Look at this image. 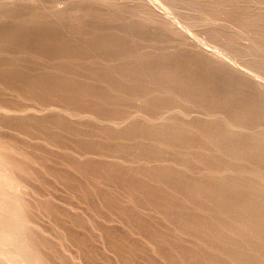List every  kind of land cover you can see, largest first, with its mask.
<instances>
[{"label":"bare ground","instance_id":"1","mask_svg":"<svg viewBox=\"0 0 264 264\" xmlns=\"http://www.w3.org/2000/svg\"><path fill=\"white\" fill-rule=\"evenodd\" d=\"M57 1L56 3L52 2L57 4ZM114 1L113 4L110 5V2L107 4L104 0H65V9L62 7L63 10H60V6L54 7L55 5L51 3V5L46 4V6L50 5L52 7L49 6V8H46L45 6L44 11L42 8H39L42 3L40 2L38 5L37 3L39 2L35 1L37 2L35 5H38L36 10V6L32 4L34 8L30 7L32 6L30 5L29 7L32 8L31 12L22 16V18L19 16L21 18L20 20H11L13 23L0 24V45H12L16 51L20 50V52L26 49L29 50L28 47L33 45L32 47L34 49L43 52L40 53L39 56L48 53V57L50 54L52 56H57V58L61 56L78 58L81 54L82 57L85 56L88 58V62L86 61L87 63L85 65L81 64V66H75L73 63L74 66H72L62 61L60 63H54V61L57 60L53 57L54 61L52 65L49 66L51 67L50 70L54 68L58 69V71L61 70V72H70L68 74H71V72L73 74L88 72L89 74L85 73L84 75H90L91 77H89V79L96 78L97 81L98 79L102 80L113 88V90H117L116 92L119 91L115 99L107 92L98 93V90L94 92L97 85L94 86V84H91L94 88L87 85V83L83 85L84 81L80 80L83 77L80 79L78 78L80 73L78 76L75 75V77L80 80L79 82H81V85L76 84L77 80L72 81L75 78L74 76V78L70 80L64 75L60 77L55 75L54 77L52 75L53 73H51L53 77L49 76L47 78V75H45L47 72H45L43 74L45 78L38 76L36 73H34L36 75L31 74L29 77L27 74L23 73L24 67L26 68L28 66L27 64L30 62L29 57L26 56L29 62L25 63L22 58L19 60V56L18 59L17 56L15 59L9 56L6 60H0V87L8 89L7 91H9V89L11 91H17L19 96L22 95L20 92L23 91L24 88L22 87L25 85V82L27 87L28 85L31 87L37 85L38 90H40L38 92L39 94L36 92L37 90H33V96L31 95L32 91L30 88V95L32 97L30 95V97H27L29 93L25 92V94H28L25 96L23 93L25 97L21 96L18 99L15 98L17 96H14V93L11 94V96L13 95L15 99L8 96L4 97L5 95H2V90H0L1 117L7 113L9 115L10 113L15 114H11L12 116L10 115L9 117L10 125L19 127L17 128L19 131L21 127L27 129V127L31 128L32 125L33 127L36 125L37 127H35V129H38L36 136L40 135H38L39 130L41 135L53 136L55 133L54 130L50 127V130H53L50 132L48 128V123L50 121L49 124L54 125L55 128L57 127L56 129L60 130V132L62 128V131L65 132L67 130V132L71 133L74 132L73 128L77 129V125L83 126L82 123L79 124V119L84 117L95 121L99 120L101 124L105 123V125H99V128L97 123H94L95 121L91 123H89V121L86 122L85 125L94 123L98 126L95 128L92 125L95 131L96 129L98 131V133H96L92 130V132L94 131L93 133H96V135L93 134L95 135L94 137L101 132L104 133V135L106 134L109 138L111 137L112 139L110 138L109 140L112 141H114L113 138H118L116 140L118 141L121 137H135L136 139H142V141L143 139L151 140V143L147 144L145 143L146 141L142 143V141L139 142L140 140H138V143L136 140V142H132L133 146L131 145L129 147L125 144H123L125 146L121 145L122 142L114 146L116 142L114 141V144H111L114 146H111L112 148H109L110 146L105 144L108 145L106 146L109 148L108 149L103 145V141L100 139L98 142H96V140L94 142H87L84 138V140L76 138L75 141L77 140V142H74L70 140L71 137L73 139L74 135L71 136L72 134L70 135L67 133L71 136L69 138L67 134H65L66 132H61L66 135L68 141L70 140L69 142L72 141L71 144L67 142V146L65 144L67 148L72 150L70 151L71 154L65 151L64 153L59 152L60 154H55L57 153L56 147L60 146V140H64L65 136L63 138L60 134V140L56 141V135L54 134V139L51 136L48 138L49 140L50 138L53 139L51 142L54 140L59 142L58 146L54 141L56 144V152L51 153V148H49V151L48 148L45 147L46 150L43 149V151L48 152L43 153V151L40 150L41 148H39L42 153H39V151L37 152V150L36 152L41 155L43 154L42 156L38 154L37 156H40L39 158H36V156L32 158L33 154L36 155L35 152H31L32 155L30 158V152L29 150L27 151L25 147L26 150L23 147L19 148L24 149L25 152L23 153L27 152V155H22L21 153L22 156H20L19 153L16 155L15 150H13L14 153H12L11 150V152H8V147L11 142L7 141L8 139L5 140L9 143L8 145L4 140L5 144L1 143L2 141L0 140V264H46L40 256L43 252H40L43 251L42 247L45 246L47 241H40L39 238H41V236L33 232L35 227L31 229L33 226L29 225L28 217L30 214L26 216L29 210L26 211L28 208L26 209L27 203L22 199L24 194L22 189H24L26 185L29 187L30 180L31 183L37 180L40 182V184H38L39 186L43 183L50 186L49 183H53V181L43 178V175H45L43 173L45 172L49 173L51 176L53 175L60 185L64 184L71 187L74 184L75 187H77V180H79V182L81 180L79 177V179L75 178L77 176L73 174L74 170L75 172L77 171L80 174L91 177L90 180L93 178L96 184L94 185L97 189V194L94 195H98V198H100L99 200L102 201L101 203L105 205V208L108 206L107 212L111 214L109 210L112 208L114 214L112 213L113 215H111L120 218V223L130 225V227L133 228L132 230L151 244L153 250H155L159 256L161 255V259H165V262L168 264H179L181 262H183V264H264V80H259L255 74V76L252 74V72L264 74V0H215L211 4L202 3V5H199L198 1L194 0H170L171 3L173 2L176 5H180L182 8L197 6V8L204 13L203 15L197 16H193L192 14L193 17L185 15L187 20L185 23L187 26L182 29L181 27L177 28L180 30L174 28L169 29L171 27L169 22L168 25L170 27L168 29L167 25L163 23H158L157 27L151 23L149 25H152L153 28L149 29L144 26L143 20L142 24H134V20L131 24L127 23L124 18V10L121 13L117 6H114ZM104 5L109 6L106 7V10L102 11L101 8L104 7ZM125 5L126 4H124V6ZM61 6H64L63 3ZM38 8L41 11H39ZM176 15L177 14H175V16ZM143 16L145 17V15ZM126 17L129 18L128 15H126ZM174 18L173 16V19ZM110 19L115 20L114 22H116V25H114V23L108 25V22L111 23ZM129 19L132 20L133 18L131 17ZM173 19L172 17L170 19L173 24L172 27H174V23H177V19L175 18L176 22H173ZM180 23H178V25ZM181 26L183 27V25ZM109 27H112V30L116 28L117 31H101V29H108ZM192 27H202L205 30L204 33L206 38H199L196 36L192 30L194 28ZM90 28H95L93 30L98 28L101 32H96L94 35L91 34L93 36L89 41L88 36L87 39L85 36L84 39L79 36L78 38L81 37L83 40V42H81L82 40L80 39V44L79 42L75 43V40H71L70 37L67 39L61 37L62 39L56 38L57 42L59 41L57 44L55 43V45L51 46L50 42L48 44L50 46L46 48L43 42L38 44L39 39H33L34 41L30 40L32 42L28 41L32 39L28 37L29 35L27 36L29 39H24L25 41L18 39L22 38L21 36L25 33H31V35L35 33L38 34L37 38H39L40 34L41 39L50 38L52 39L51 41H56L54 37L60 30L63 31L66 29L63 31L64 33L62 35H66L69 32L72 35L70 36L73 38V36L75 37L74 34L81 33L79 35L83 36L82 33L84 31L86 32L87 29L90 30ZM141 32L147 35V38L144 37L145 35H141L142 38L144 37L143 39L156 40V42L158 41L163 45L173 42L176 49H174L173 46L171 47V44L169 48H173L174 51H166V49L163 48L165 52L161 54L159 52L158 54L160 55L158 56L155 54L156 57H152L148 53V48L152 49L153 46L147 47V51H138V44H134V46L130 44L131 37L129 35H137ZM91 33L93 32L91 31ZM128 36L130 38H128ZM53 38L55 40H53ZM69 38L70 40H68ZM41 39L39 41H42ZM85 39L88 42L84 41ZM242 39L249 40V43L243 45L242 43L244 42L241 41ZM77 40L79 41L76 37V41ZM34 42L38 45L34 46ZM137 42L139 43L138 40ZM149 42L150 41L147 43ZM210 42L215 43L218 47H222L221 49L224 48L229 52L228 54L235 56L234 58L238 57L240 59L239 61H242L245 68H247V71L244 70V72L241 73L231 69L229 66L230 64H226L225 57L220 56L219 50H216V48L213 49V45H211ZM80 45L85 51H82V48L79 47ZM146 45L148 46V44ZM146 45H144L143 48H145ZM155 48L153 47L154 50ZM159 48H162L161 45L156 49L159 50ZM166 48L168 49V47ZM77 49L78 51L80 49L81 53L78 52ZM1 50H8V48ZM37 50H34L35 54ZM209 52L211 53L209 54ZM220 52L222 51L220 50ZM151 53L154 54L153 51ZM38 54L39 53L36 55ZM98 56H101V59L99 58L101 61L102 57H104V62H107L106 60L110 58L122 59V62L118 64L117 62H115V64H113V62L112 64L107 62L108 66L105 67L104 65L103 67L102 64H100L101 66L99 65V67L97 62L101 61L99 59L98 61L96 60ZM105 57L108 59H105ZM42 58H46V56ZM49 58L50 59H47L51 61V57ZM231 59L230 62L232 61ZM228 60L229 58L227 61ZM84 61L85 60H83V62ZM31 64H34L33 61ZM43 64L45 63L43 62ZM28 69L33 71L34 67L31 65V68L28 67ZM24 74L28 76V81H25ZM27 76L25 78H27ZM88 84H90V82ZM257 85H261L263 88H260L261 86L257 88ZM98 87L103 89L101 86ZM4 91L6 90H3V92ZM152 91L156 92L154 96L150 95ZM9 93L6 95H9ZM35 94L38 95L35 96ZM130 94L139 101V104L134 103V105L133 101H129L126 103L122 102L124 106H113L114 103L118 105L115 101H124V97L128 99L125 95L128 96ZM94 98H99L100 101L98 100V102H96L97 99L95 100ZM61 111L68 113L70 116H75V118L78 117L79 119H75L79 121H77L78 124L73 127V125H71L73 121L70 123L67 117L65 118L68 121L65 120L64 115H62L63 113L60 114ZM39 112L45 113L46 116L39 115L40 117L42 116L39 118V116L36 115V118L34 117L35 115H29V113L38 114ZM137 112L147 113V117L144 121L134 120L136 119L134 118V113ZM20 113H24L26 116ZM48 113H50V116H47ZM21 115L22 117H19ZM179 115H182L181 117H183V120L178 118L180 117ZM14 116H18L19 118H15ZM5 118L7 117H4V119ZM4 119L2 118V121H4ZM86 119L82 118V120ZM2 121L0 122L3 124ZM121 122L124 123V126L121 125L123 127L119 129H122H116L117 131H115L114 125H118ZM5 123L7 124L8 120ZM89 125L88 127H90ZM81 127H78V129L80 128L82 133L77 130L78 135L80 133L83 134V127ZM118 127L119 126H117V128ZM15 128L16 127L13 129L15 130ZM89 129L87 128V132L84 130L85 134L88 133L89 135V131H91V129ZM22 130L24 129L22 128L20 132H23ZM31 131L33 134V130ZM60 132H56V134L58 135ZM29 133L30 131L28 135ZM93 135L91 136L93 137ZM28 137L29 136H27V138ZM103 139L105 140V138ZM65 140L63 142H65ZM63 142L61 143L63 144ZM133 143L137 144L134 145ZM52 145L54 147V144ZM13 146L15 145L13 144ZM65 146L63 147L66 148ZM16 147L13 148L16 149ZM61 148L59 147L58 149L61 150ZM19 150L17 151L19 152ZM106 150L114 156L115 153H124L126 156L128 155V157L132 155L134 156L133 158H138L145 163L138 164L139 167L132 169L136 164L128 168L125 167L126 165H124V162H110L111 159L110 161H105L101 160L100 157V160H98L96 159L97 157L94 158L90 156L105 155L107 157L109 153ZM72 152L80 153L78 156L81 154L82 156L78 157L76 155L77 153L73 154ZM166 154H168V156ZM108 156L111 158L110 155ZM120 157L126 158L125 156ZM138 159L137 161H139ZM50 160L53 162V165L48 163ZM128 160L129 159H127V161ZM34 162L40 167L39 169L36 165L39 170H35V166L33 170L31 169V167H33L31 163L33 164ZM56 164L59 165V167L57 166L58 168L55 166ZM60 164L64 165V167L69 170L72 169V172L68 173L64 170L65 168H63L62 165L61 169ZM174 165L181 167L178 170L176 169L177 167L174 168ZM11 170L13 172H11ZM138 174H140L141 177H138ZM73 175H75V177ZM90 180H88L89 183ZM38 182H36V184ZM105 182H110L108 185L106 184L108 188L111 183L119 185V188L121 186L127 195H129L128 198L131 199L132 205L134 206H130V204L127 206L128 204L125 205L126 203L122 204L119 202L118 197L121 196H117L116 198L114 197L115 194L112 196L113 192H115L113 190L116 187L112 186V194L109 190L107 191L106 188H101L102 185L100 186L99 184ZM57 183L55 182V185L53 184L54 189ZM86 183L88 182H85V184ZM81 184L83 185L84 182H81ZM115 184L113 185L115 186ZM90 185L93 186V184ZM33 187L38 193L36 194V192H34V194L40 198V196L43 195L40 194L42 192H39L42 187ZM35 187L37 188L35 189ZM90 187L91 186H89V188ZM85 188L86 187H83L85 191H81V194L78 195H81L79 196L81 199L83 196V199H86L85 202L89 201L88 204L90 203L93 205L94 200L92 201V199L97 198V196L93 197V194L91 196L90 190L95 188L92 187L90 190L86 188L90 193ZM119 188L115 190H119ZM51 189L53 188L51 187ZM76 189L78 190L81 188L77 187ZM27 190L30 191L32 189H27L26 187L25 191ZM34 190H32V192ZM48 191H50L49 194H51V196L54 195L51 193L52 190H50V188ZM47 194L48 193L45 192V196ZM126 196H124L125 201L128 200ZM52 197L54 198V196ZM47 200L51 202L53 199L49 197ZM47 200L44 198V203L48 205L49 202ZM121 201L123 202L124 200ZM51 203L48 206L51 207ZM45 204L44 206L47 207ZM50 207H48V210H50ZM51 209L53 210L52 207ZM151 211L158 213L159 216L161 215L166 223L167 221L171 223L173 225L171 228H174L175 231H173L174 233L185 234L187 237L184 239L180 237L179 239V236L177 238L172 234L173 232H170L171 230L166 231L163 230V227L162 229L159 228V225H156L158 222H153L155 216H153L151 221ZM42 214L44 215L43 211ZM157 215L156 217H158ZM107 216L105 219L108 218ZM159 218H157V220H159ZM81 222L82 219L79 223ZM100 229L109 240V243H106L110 246L107 245L112 248V251H117L119 257L123 248H128L127 250H130V254H138L139 251L141 254L140 256L143 258L142 261L144 259L146 261L144 263L156 264V262L147 255L148 252L145 250L148 249L144 250L141 244H139L143 241L137 240L136 242L130 240V235H121L114 227L104 224ZM72 234L73 233H71V235ZM88 237L90 238V236ZM83 240H85V238L80 239L79 244H82L81 241ZM77 241L79 242V239ZM83 243H86V241ZM144 247L146 246L144 245ZM66 248L64 247V249ZM125 255L126 254L122 255L119 260H123L124 264H128L133 259L126 258Z\"/></svg>","mask_w":264,"mask_h":264},{"label":"rangeland","instance_id":"2","mask_svg":"<svg viewBox=\"0 0 264 264\" xmlns=\"http://www.w3.org/2000/svg\"><path fill=\"white\" fill-rule=\"evenodd\" d=\"M6 1V2H5ZM27 1V0H26ZM25 0H21V1H19V0H0V24H8V23H13L11 20H14V21H16V20H20L21 18H22V16H25L28 12H31V9L32 8H34L33 7V5H35L37 2H39V3H37L38 5L40 4V2L42 3V4H40V6H39V8H42V10L44 11V7L46 6V4L48 5V4H50L51 5V3H52V5L54 4L53 2H55L56 3V1L57 0H44V1H46V2H44L43 0H35V1H37V2H35V1H31V0H28L29 1V3H28V1L26 2ZM53 1V2H52ZM58 1H60V2H58ZM57 1V4H54L55 6L54 7H59V9L61 10L62 9V7H63V9H65V7H66V3L64 2L65 0H63V2H62V0H58ZM104 1H106L107 2V4L109 3L110 5L111 4H113V1L114 0H104ZM124 1V2H123ZM159 1V2H158ZM194 1H198V4L199 5H202V3L203 4H211V3H213L215 0H194ZM26 2V3H25ZM50 2V3H49ZM140 2V3H139ZM151 2V3H150ZM157 2V3H156ZM200 2V3H199ZM44 3V4H43ZM62 3H63V5L64 6H61L62 5ZM119 3V4H118ZM3 4V5H2ZM33 4V5H32ZM61 4V5H60ZM124 4H126L125 6H126V9H125V6H124ZM132 4V5H131ZM175 3H171V1L170 0H115L114 1V6H117V8L120 10V12L122 13V11L124 10V18H125V21L127 22V23H133L134 22V24H142V20H143V24H144V26L145 27H148L149 29L150 28H153L152 27V25H156L155 27H157V25H158V23H163L164 25L166 24L167 25V29L169 28V29H172V28H174V29H177V28H179V27H181V29L182 28H186V23H185V21L187 22V20H186V17H185V15H188V17H193V16H197V15H203L204 13L202 12V11H200L199 10V8H197V6H191V7H189V8H182L180 5H174ZM9 5V6H8ZM30 5H32V6H30ZM38 5H35L36 7H35V10L37 9V6ZM43 5V6H42ZM49 5V6H50ZM130 5V6H129ZM139 5V6H138ZM143 5V6H142ZM162 5V6H161ZM164 5V6H163ZM32 7V8H30V7ZM49 6H46V8H49ZM107 6H109V5H104V7H102L101 8V10L102 11H104V10H106L107 8ZM120 6V7H119ZM167 8H166V7ZM177 6V7H176ZM50 7H52V6H50ZM123 7H124V9H123ZM144 9H143V8ZM38 8V9H39ZM146 8V9H145ZM20 9H21V11H20ZM58 9V8H57ZM58 9V10H59ZM62 9V10H63ZM140 9V10H139ZM148 9V10H147ZM7 10V11H6ZM57 10V11H58ZM126 10V11H125ZM167 10H169V11H167ZM194 10H196V11H194ZM21 13H20V12ZM38 11V10H37ZM39 11H41L40 9H39ZM129 11H131V12H129ZM190 11V12H189ZM24 12V13H23ZM135 12V13H134ZM144 12H146V13H144ZM171 12V13H170ZM182 12H186L185 14L184 13H182ZM131 13V14H130ZM180 13V14H179ZM188 13V14H187ZM139 14V15H138ZM175 14H177L176 16H175ZM191 14V15H190ZM192 14H193V16H192ZM126 15H128L129 16V18H133L132 20L131 19H129L128 17H126ZM143 15H145V17L143 16ZM19 16H21V18L19 17ZM135 16V17H134ZM137 16V17H136ZM141 16V17H140ZM154 16V17H153ZM173 16L177 19V23H174L175 25H174V27H172L173 26V24L171 23L172 22V20H170L171 19V17H172V19H173ZM18 17V18H17ZM138 17H139V20H138ZM165 17H168V18H165ZM181 17V18H180ZM4 18V19H3ZM11 18V19H10ZM17 18V19H16ZM137 18V19H136ZM163 18V19H162ZM165 18V19H164ZM170 18V19H169ZM174 18V19H175ZM151 19V20H150ZM167 19V20H166ZM169 19V20H168ZM174 19H173V22H176V19H175V21H174ZM111 21V23H109L108 22V25L109 24H113L114 23V25H116V22H114L115 20H113V19H110ZM113 20V21H112ZM129 22H128V21ZM134 20V21H133ZM137 22H136V21ZM154 20V21H153ZM165 20H166V22H165ZM133 21V22H132ZM138 21H140V22H138ZM149 21H150V23H149ZM178 21H180V22H178ZM136 22V23H135ZM168 22H169V24H170V26L168 25ZM146 23V24H145ZM152 23V25H149V24H151ZM155 23V24H154ZM178 23H180L179 25H178ZM172 24V25H171ZM149 25V26H148ZM181 25H183V27L181 26ZM185 25V26H184ZM151 26V27H150ZM192 28H194V29H192L193 30V32L195 33V35L196 36H198L199 38H206V35H205V33H204V29L202 28V27H192ZM202 28V29H201ZM92 29V30H91ZM93 29H95V28H90V30H86V32L84 31L82 34H83V36L82 35H79V34H81V33H79V34H74L75 35V37L73 36V38L71 37L72 35L68 32H65V33H67L66 35H62L64 32L63 31H65L66 29H64L63 31L62 30H60V32H58L56 35H55V39L57 38V39H59V38H61V37H64L63 39H67L68 37H70L71 38V40H75L74 42L76 43H78L79 42V44H80V39H81V37H83L82 39H84L85 37H86V39L88 38V41L90 40V38L94 35V33H96V32H101V31H106V32H114V31H117L116 30V28H113V30H112V27H109L108 29H101V31H100V29H98V28H96V30H93ZM115 29V30H114ZM110 30V31H109ZM112 30V31H111ZM177 30H180V29H177ZM196 30V31H195ZM90 31V32H89ZM91 31L93 32V33H91ZM87 32H89V33H87ZM199 32V33H198ZM85 33V34H84ZM87 33V34H86ZM197 33V34H196ZM203 33V34H202ZM35 33H32V35H31V33H25V34H23L21 37L22 38H18V39H22V41H25L24 39H29V38H32V39H29L28 41H30V40H33V39H41V37H40V34H39V38H37V36H38V34H35ZM91 34H93V35H91ZM139 34H140V36H139ZM139 34H131V35H129L128 36V38H130L131 39V41H130V39H129V41L131 42L130 44L132 45V46H134V44L135 45H137V49H138V51L139 50H141V51H147L146 49H147V47H149V46H153L154 48L156 47L157 49H158V47L161 45V49L159 48V50H157L156 48H155V50L153 49V47H152V49H150V48H148V53L150 54V56H152V57H156V55L155 54H157V56L158 55H160L161 53H163V52H165L164 51V49L163 48H165L166 49V51H174V49H176L175 48V44L173 43V42H170L169 44H167V45H163V44H161L160 42H156V40L154 41H152V39L151 40H149V39H143L144 37L145 38H147V35H146V33H143L142 34V32L141 33H139ZM25 35V36H24ZM29 35V36H28ZM59 35V36H58ZM68 35V36H67ZM71 35V36H70ZM77 35V36H76ZM136 35V36H135ZM141 35H145L143 38L141 37ZM24 36V37H23ZM29 38H28V37ZM79 36H81L80 38H78ZM85 36V37H84ZM88 36V37H87ZM137 36H139V37H137ZM203 36H205V37H203ZM26 37V38H25ZM66 37V38H65ZM76 37H77V39H79V41L77 40L76 41ZM53 38V40H55ZM70 38L68 39V40H70ZM141 38V39H140ZM46 39V38H45ZM41 39L42 41H39L38 40V44H40V43H42L43 42V45L45 44L46 45V48L48 47V46H52V45H55V43L57 44L58 42H57V39H56V41H51L52 39H50V38H48V39ZM62 39V38H61ZM60 39V40H61ZM81 39V40H82ZM84 40V41H87V40ZM136 39V40H135ZM144 40V42H143V40ZM50 40V41H49ZM137 40L139 41V43L137 42ZM145 40H147V41H145ZM20 41V40H19ZM21 41V42H22ZM27 41V40H26ZM34 41V40H33ZM46 41V42H45ZM87 41V42H88ZM133 41H135V42H133ZM148 41H150L149 43H147ZM241 41H243L244 43H245V41H246V43L244 44V43H242ZM240 42L243 44V45H247V43H249V40H246V39H242ZM30 42H32V41H30ZM52 44H51V43ZM81 42H83V40L81 41ZM133 42V43H132ZM50 43V45H48ZM148 44V46L146 45V44ZM151 43V44H150ZM34 44V46H37L36 45V42H34L33 43ZM82 44V43H81ZM84 44H85V42H84ZM143 44V45H142ZM155 44V45H154ZM172 44V45H171ZM210 44L211 45H213V49L214 48H216V50H219L218 52H219V54H220V56H223V57H225L224 59H225V62H226V64H230L229 66H230V68L231 69H233V70H236V71H239V72H241V73H243L244 72V70L245 71H247L246 69L247 68H245V66H244V64L242 63V61H239L240 59L238 58V57H236V58H234L235 56H232V54H228L229 52L228 51H226L224 48V51H223V49H221L222 47H218L215 43H212V42H210ZM142 45V46H141ZM144 45H146L145 46V48H143L144 47ZM171 45V47L173 46L174 47V49L173 48H169V46ZM215 45V46H214ZM5 46H6V48H8V50H1V49H6L5 48ZM33 46V45H32ZM32 46H29L28 47V49L29 50H22L21 52H20V50L19 51H16L15 50V48L12 46V45H0V60H6V59H8V57L9 56H11V57H13L14 59L16 58V56H17V59H18V56L20 57L19 58V60L22 58L23 59V61L26 63H28L29 61V64H27L28 66L25 68L24 67V72L23 73H25V74H27L29 77H30V75L31 74H33V75H38V76H41L42 78H45L44 76H43V74L45 73V72H47L45 75H47L46 77L48 78L49 76H54L55 77V75L56 76H61V75H64V76H66L68 79H70V80H72L74 77H75V75H79V73H80V76H78V78L80 79L81 77H83V78H81L80 80H82V81H84V84L83 85H85L86 83H87V85H89V86H92L91 84H94V86H96L97 85V87L98 86H101V88H103V89H100L99 87L96 89H94L95 91L94 92H97V90H98V93L100 92V93H108L113 99H115V97L116 96H118V94H119V91L118 92H116L115 90H113V88H111L110 86H108L107 85V83H105V82H103L102 80H99L98 79V81H97V79L96 78H90L89 79V77H91L90 75L89 76H86V75H84L85 73H87V74H89L88 72H79V73H72L71 72V74H68V73H70V72H68V73H66V72H61V70H59L58 71V69H54V68H52L53 70H50L51 69V67H49V66H51L52 65V63H53V61H54V59L55 60H57V61H54V63H60L61 61L63 62V63H65V64H68V65H72V66H78V65H80L81 66V64L82 65H85L88 61V58H86L85 56H83L82 57V55L80 54V56L82 57H80V56H78V58H76V57H71V58H69L70 56H61V57H59V58H57V56H52V55H50L49 54V57H51V61L50 60H48V59H50L49 57H48V53H44V54H42L41 56H39L40 55V53H43L42 51L41 52H39L40 50H37V49H34ZM163 46H165V47H163ZM10 47V48H9ZM80 48H82V51H85V49L83 48V47H81V45L79 46ZM136 47V46H135ZM143 49H141V48ZM166 47H168V49L166 48ZM12 48V49H11ZM218 48V49H217ZM136 49V48H135ZM136 49V50H137ZM163 49V50H162ZM34 50H37L36 51V54L37 53H39L38 55H36L35 54V51ZM153 51V53L154 54H152L151 52ZM220 50L222 51V52H220ZM48 51V50H47ZM77 51H78V49H77ZM81 50L79 49V51L78 52H80ZM34 52V53H33ZM160 52V54H158ZM227 52V53H226ZM81 53V52H80ZM211 52H209V54H210ZM223 53V54H222ZM27 54V55H26ZM152 54V55H151ZM226 54H228V55H226ZM8 55V56H7ZM155 55V56H154ZM25 58H24V57ZM26 56H28L29 57V59H27L28 57H26ZM45 57L46 56V58H42V57ZM53 57H54V59H53ZM68 57V58H67ZM80 57V58H79ZM101 56H98V57H96V60L98 61V59L100 58ZM226 57H228L229 58V60L227 61V59L228 58H226ZM233 58V59H231V58ZM48 58V59H47ZM72 58H73V60H72ZM86 58V59H85ZM25 59H27V60H25ZM71 59V60H70ZM77 59V60H76ZM82 59V60H81ZM101 59V58H100ZM99 59V60H100ZM105 59H108V58H106L105 57ZM230 59L232 60L231 62H230ZM29 60V61H28ZM67 60H69V61H67ZM76 60V61H75ZM83 60H85L84 62H83ZM104 60V57H102V61ZM110 60H112V61H110ZM116 60V61H115ZM32 61H33V63L34 64H31L32 63ZM46 61V62H45ZM87 61V62H86ZM101 61V60H100ZM102 61L101 62H97V64H98V66L100 65V64H102V66L104 67V65H105V67L106 66H108V63L109 64H112V62H113V64H115V62H117V64L118 63H120V62H122V59L121 60H119V59H115V58H110L109 60H106L107 62H104L103 61V63H102ZM110 61V62H109ZM119 61V62H118ZM37 62H39V63H37ZM43 62L45 63V64H43ZM78 62V63H77ZM230 62V63H229ZM238 62V63H237ZM73 63H74V65H73ZM239 63H241V64H239ZM34 67V69H33V71L31 70V69H28V67H30L31 68V65ZM42 64H43V66H45V67H43L42 66ZM46 64H48V65H46ZM77 64V65H76ZM240 65V66H239ZM46 66H48V67H46ZM101 66V65H100ZM99 66V67H100ZM233 66V67H232ZM39 67V68H38ZM236 67H238V68H236ZM243 68V69H242ZM36 69V70H35ZM44 69H45V71H44ZM240 69V70H239ZM49 72H48V71ZM31 71V72H30ZM38 71V72H37ZM41 71V72H40ZM33 72V73H32ZM34 73H36V74H34ZM39 73H40V75H39ZM51 73H53L52 75H51ZM60 73H62V74H60ZM81 73H83V74H81ZM24 74V75H25ZM42 74V75H41ZM116 75H118L117 73H115ZM252 74L254 75H256V77H258V79L259 80H261L262 79V81L264 80V74H261V73H258V72H252ZM258 74H260V75H258ZM27 75H25V77L27 76ZM83 75V76H82ZM254 75V76H255ZM28 76H27V78H25L24 77V79H25V81H28ZM52 76V77H53ZM70 76H71V78H70ZM74 76V77H73ZM260 76V77H259ZM78 78H74L72 81H75V80H77L76 82H74V83H76V84H79V85H81V82H79L80 80L78 79ZM87 79V80H86ZM93 80V81H92ZM95 80H96V82H95ZM85 81H87V82H85ZM101 81V82H100ZM90 82V84H88ZM94 82V83H93ZM94 86H92L93 88H94ZM259 86H261V85H259ZM258 85H257V88L259 87ZM25 87H26V89H25ZM29 87V88H28ZM28 87L26 86V82H25V85H23V87L22 88H24L23 89V91L22 92H20L22 95L21 96H23V93L25 94V92H28L27 94H28V96L27 97H30L31 95H33V90H37L36 92L38 93L40 90H38V86L37 85H34V87H31L30 85H28ZM1 88V87H0ZM30 88H31V91H30ZM32 88H34V89H32ZM110 88V89H109ZM260 88H263L262 86L260 87ZM259 88V89H260ZM0 90H2L1 91V93H2V95H5L4 97H6V96H8V97H10V98H12L13 97V99H18L19 97H21V96H19L17 93V91H11L10 89H9V91H7L8 89H4V88H1ZM3 90H6V91H4L3 92ZM26 90H29V91H26ZM9 92H12V93H9ZM16 92V93H15ZM30 92H31V95H30ZM35 92V93H36ZM0 93V94H1ZM9 93V95H6V94H8ZM14 93V94H13ZM116 93V94H115ZM154 93V94H153ZM11 94H13L14 96H17V97H15L14 98V96L12 95L11 96ZM27 94H25V96L27 95ZM39 94V93H38ZM38 94H35V96L36 95H38ZM129 94V93H128ZM156 94V92H154V91H152V94H151V92H150V95L151 96H154ZM30 95V96H29ZM25 96H23V97H25ZM34 96V95H33ZM128 99H126L125 97H124V101H122V100H120V101H115L116 103H118V105H116L115 103H114V105L113 106H122L124 103H122V102H129V101H133V104L135 103V104H139V101L136 99V98H134V96H131V94L130 95H125ZM130 96V97H129ZM32 97V96H31ZM95 97V96H94ZM97 97V96H96ZM129 98H130V100H129ZM27 99V98H26ZM95 100L97 99V98H94ZM134 99H136V100H134ZM98 100H99V98L96 100V102H98ZM100 101V100H99ZM134 104V105H135ZM111 105V104H110ZM124 106V105H123ZM137 106V105H136ZM111 107H112V105H111ZM174 113H176L175 111H173ZM63 113V114H62ZM1 114V113H0ZM12 113H10V115H11ZM20 114H22V113H20ZM24 114V113H23ZM22 114V115H23ZM31 114V116H34V117H36L37 118V116H39V115H45L46 116V114L45 113H43V112H39L38 114L36 113V114H34V113H29V115ZM33 114V115H32ZM60 114H62V115H64V118L65 117H67V119L68 120H70L69 122L71 123L72 121H73V123H71V125H73V127H75L77 124H78V122H79V124L80 123H82L83 124V129H84V127L85 126H87V127H85V129L84 130H86V132H87V128L89 129H91V131H89V135H88V133H86L85 134V132H84V130L82 129V131H83V134H81L82 132H81V130H80V128L78 129V127H81V125H77V129L75 128H73V130H74V132H71V133H69V132H67V130L64 132V131H62V128H61V132H64L65 134H67V133H69L71 136H73V139H72V137L69 135V134H67V137H71L70 138V140H72V141H74V142H77V140L75 141V139L77 138V139H81V140H84V139H86V141L87 142H94L95 140H96V142H98V140L100 139V140H102L103 141V145L106 147V146H110L109 148H112L111 146H113V145H111V144H114V141H116L117 139L116 138H113L114 139V141H112V140H109L110 138L108 137V136H106V134L104 135V133H101V132H99V135H101V136H99V135H97L96 137H94L95 135H96V133H98V131H97V129H96V131H95V129H94V127L96 128V127H98L99 125H105V123L104 124H101V121H99V120H97V121H95V120H93V119H90V118H88V119H86V118H84V117H82L83 119H86V120H82V118H75V116H70L68 113H66V112H64V111H61V113ZM135 115H134V118H136V119H134V120H136V121H144L145 120V118L147 117V113H145V112H137V113H134ZM142 114H144V115H142ZM2 115V114H1ZM1 115H0V121H2V118L4 119V117H7V118H5L4 119V121H2L3 122V124L0 122V140L2 141H0L1 143H4V141L5 140H7V141H9V142H11L10 143V146L8 147V152H11L12 151V153H14L13 152V150H15L16 151V155H17V153H21L22 155L23 154H25V155H27L26 153H23V152H25V150L27 149V151L29 150V152H30V154H29V152H28V154L30 155V158H31V155H32V153L31 152H35L36 153V155L35 154H33L32 155V158H35V157H33V156H36V158H39L37 155L41 152L40 150H42L43 151V149H45V147L46 148H48V150H49V148H51L49 151L52 153V152H56L55 151V149L57 150V153H55V154H58L59 152L60 153H64V151L66 152V153H70V151H72V150H70L69 148H67L66 146H67V142H68V144H71V142H69L68 141V139H67V137H66V135H64V133H61L60 132V130H58V129H56L55 128V126L54 125H51V124H49L48 123V125H49V130H50V127H51V129H53L54 130V134L56 135L55 136V139H56V141H59L60 140V134L63 136V138H64V136H65V138H64V140H65V142H63L64 140L63 139H61L60 140V144H59V142H56L55 140V142L57 143V145L61 148V145H62V148H64L63 146H65V144H66V148H64V149H62L61 148V150H59L58 148L59 147H56L55 145V142L53 141V142H51V140H53L54 139V134L53 133H51V134H53V136H51L53 139H51L50 138V140H49V138L48 137H50L49 135L47 136V135H44V134H42L41 135V133H40V130H39V133H38V135L39 136H36L37 134H36V132H38V129H35V127H37L36 125L33 127V125H32V127L30 128H28L27 127V129H25L24 127H21L20 128V131H21V129L23 128L24 130H22L23 132H20L19 131V129H17V128H19V127H17V126H15V125H10V123H9V120H10V115L7 113L6 115H4V116H2L1 117ZM12 115H15V114H12ZM11 115V116H12ZM22 115L21 116H19V117H22ZM25 115V114H24ZM37 115V116H36ZM50 116V113H48L47 114V116ZM61 115V116H62ZM69 115V116H68ZM146 115V116H145ZM26 116V115H25ZM41 116V117H42ZM180 117H178V118H181V120H183L182 118L183 117H181L182 115H179ZM15 117V116H14ZM18 116H16L15 118H17ZM18 117V118H19ZM40 116H39V118H41ZM63 117V116H62ZM71 117H73V118H71ZM45 118V117H44ZM66 118H65V120H67ZM75 119H79V121L78 120H75ZM8 120V123L6 124L5 122ZM12 120V119H11ZM67 120V121H68ZM91 120V121H90ZM173 120V119H172ZM75 121H76V124H75ZM78 121V122H77ZM87 121H89V123H91V122H94V123H97V125L98 126H96L94 123H92V124H90L89 125V123H88V125L90 126V127H88V125H85L86 124V122ZM171 121V120H170ZM170 121H168V122H170ZM5 123V124H4ZM103 123V122H102ZM2 124V125H1ZM52 124H53V122H52ZM124 123L123 122H121V123H119L118 125L116 124V125H114V129H115V131H117L120 127H123L124 125H123ZM9 125H10V127H9ZM94 127H93V126ZM121 125H123V126H121ZM6 126V127H5ZM13 126V127H12ZM91 126H92V128H91ZM117 126H119L118 128H117ZM14 127H16L15 128V130L13 129ZM39 127V126H38ZM81 127V128H82ZM58 128L60 129V127L58 126ZM99 128H100V126H99ZM112 128H113V126H112ZM17 129V130H16ZM40 129V128H39ZM56 129V130H55ZM89 129V130H90ZM114 129H112V130H114ZM117 129V130H116ZM122 129V128H121ZM121 129H119V130H121ZM27 130H28V132L30 131V133H29V135H28V132H27ZM31 130H33V134H32V131ZM35 130V131H34ZM37 130V131H36ZM53 130H50V132H52ZM58 130V131H57ZM72 130V131H73ZM75 130H76V132H75ZM77 130H78V132H81L79 135H78V132H77ZM80 130V131H79ZM92 130H94L96 133H93L92 132ZM56 132H60L58 135L56 134ZM90 132H92V133H90ZM26 133V134H25ZM74 133V134H73ZM77 135H76V134ZM23 134V135H22ZM93 135V134H95V135H93V137L91 136V135ZM25 136V137H24ZM27 136H29L28 138H27ZM41 136V137H40ZM47 138H46V137ZM77 136V137H76ZM79 136V137H78ZM86 136V137H85ZM104 136V137H103ZM39 139H38V138ZM81 137V138H80ZM101 137V138H100ZM3 138V139H2ZM30 138V139H29ZM59 138V139H58ZM62 138V137H61ZM84 138V139H83ZM91 138V139H90ZM96 138V139H95ZM98 138V139H97ZM103 138H105V140L103 139ZM122 138V139H121ZM121 138H119V140L118 141H116L115 142V144H114V146H116L117 144H119V143H121V145H123V144H125L126 146H131L132 145V142H136V140H137V142H138V140H140L139 142H141L142 141V139H139V138H135V137H133V138H128V137H121ZM124 138H128V139H124ZM134 138H135V140H134ZM44 139V140H43ZM47 139V140H46ZM88 139V140H87ZM93 139V140H92ZM107 139V140H106ZM112 139V138H111ZM124 139V140H123ZM4 140V141H3ZM99 140V141H100ZM7 141H5V143L7 142ZM48 143H47V142ZM101 141V142H102ZM110 141V142H109ZM146 141V142H145ZM61 142H63V144L61 143ZM105 142V143H104ZM108 142V143H107ZM118 142V143H117ZM125 142V143H124ZM138 142V143H139ZM151 143V140H144L143 139V141H142V143ZM4 143V144H5ZM15 145V146H13V144ZM47 143V144H46ZM3 144V145H4ZM7 144L9 145V143L7 142ZM6 144V145H7ZM21 144V145H20ZM52 144H54V147H53V145ZM102 144V143H101ZM105 144H108V145H105ZM128 144V145H127ZM134 144V143H133ZM135 144H137V143H135ZM134 144V145H135ZM20 145V146H19ZM125 145H123V146H125ZM17 146V147H16ZM31 146V147H30ZM70 146V145H69ZM113 146V147H114ZM133 146V145H132ZM13 147H16V149L15 148H13ZM19 147H25L24 149H21V148H19ZM30 147V148H29ZM56 147V148H55ZM10 148V149H9ZM34 148H36V149H34ZM39 148H41L40 150H39ZM54 148V149H53ZM106 148H108V147H106ZM108 148V149H109ZM19 149H21V150H19ZM67 149H69V150H67ZM107 149V150H108ZM11 150V151H10ZM17 150H19V152L17 151ZM24 150V151H23ZM33 150V151H32ZM35 150V151H34ZM36 150H37V152L39 151V153H37L36 152ZM46 150V149H45ZM52 150H54V151H52ZM106 150V151H107ZM21 151V152H20ZM74 151V150H73ZM44 152H46V151H43V153ZM48 152V151H47ZM46 152V153H47ZM108 152V151H107ZM42 153V152H41ZM59 153V154H60ZM73 154H75V153H77V152H72ZM109 153V152H108ZM19 154H18V156H19ZM20 154V156H22ZM71 154V153H70ZM80 153H77L76 155L78 156ZM39 155H41V154H39ZM43 155V154H42ZM41 155V156H42ZM107 155V154H106ZM108 155H110L111 156V158L108 156ZM107 155V157L105 156V155H103V156H101V155H90L91 157H97L96 159H98V160H108V161H110V159H111V161L110 162H124L123 164L124 165H126L125 167H128V168H131L133 165H135L136 164V166H133L132 167V169L133 168H136V167H139L138 166V164L140 165V164H143V163H145L144 161L142 162V160H140V159H138V158H133L134 156H132V155H129V157H128V155L126 156V154H124V153H115V156L114 155H111V153H109ZM125 156L126 158H121L120 156ZM167 156H168V154H166ZM82 156V154L80 155V156H78V157H81ZM118 156V157H117ZM99 157H100V159H99ZM109 157V158H108ZM120 157V158H119ZM132 157V158H131ZM105 158V159H104ZM119 158V159H118ZM118 159V160H117ZM127 159H129L128 161H127ZM133 159V160H132ZM136 159V160H135ZM137 159L139 160V161H137ZM122 160H124V161H122ZM135 160V161H134ZM51 161V160H50ZM50 161H48V163L50 164V165H53V162L51 163ZM131 161V162H130ZM136 162V163H133V162ZM141 161V162H140ZM127 162V163H126ZM137 162H139V163H137ZM152 162H154V161H152ZM133 163V164H132ZM149 163H151V162H149ZM30 164V163H29ZM33 165V167H31ZM36 165H37V163H31V166H29V167H31V169L33 170V168H34V166H35V170L37 169V170H39L40 169V167L37 165V167L39 168H37L36 167ZM62 164H60V167H61V169H62V166H63V168H65L64 170H66L68 173H71L72 171V169H68V168H66V167H64V165H62ZM132 165V166H131ZM56 167L58 166L59 167V165L58 164H56L55 165ZM129 166H131V167H129ZM57 167V168H58ZM177 167V168H176ZM180 167L181 166H178V165H174V168H176V169H180ZM60 169V168H59ZM14 170V169H13ZM35 170H34V172H35ZM70 172H69V171ZM11 172H13L12 170H11ZM10 172V173H11ZM15 172V171H14ZM74 173L73 174H75L77 177H75V175H73L75 178H77V179H79L80 178V182H79V180H77V184L78 185H76L77 187H79V188H81V189H76L77 187H75V185L73 184L71 187L70 186H67V185H64V184H61V185H63V186H61L60 184H58L57 183V179L53 176H51V175H49V173H43V174H45V175H43L44 177V179H47V180H49V181H53V183L52 182H50L49 183V185L54 189V187H53V184L56 182L57 183V185H56V188L53 190V189H51V187L50 186H48L47 184H45V183H41L42 185H38V184H40V182H38L37 180H35V181H33L34 180V178H33V184L31 183V180L29 181L30 182V184H29V187L26 185V186H24L25 188L27 187V189H32V190H34L33 188V186H38L39 188L40 187H42V188H40V191H39V188H38V191L39 192H42V193H40L41 195L43 194L44 196H45V192H47L48 194H49V192L50 191H48L49 190V188H50V190H52V194H54V195H52V196H54V198L51 196V194H47L45 197L43 196H40V194H39V196H40V198L38 197V196H36L35 194H34V192H36L35 190L32 192V190H27V191H25V188L24 189H22V191H24V194H23V201L25 202V203H27L26 204V211H28L27 213H26V216L27 215H31V217H30V215H29V217H28V222H29V225L30 226H33L31 229H33L34 227L36 228V230H35V228H34V233L35 234H39V236H41V238H39V240L41 241V240H43L44 242H46V244L47 243H49V244H45V248L44 247H42V250L43 251H41L40 253H42V254H40V256L42 257L41 259L43 260V262L44 263H46V264H104L105 262V264H124L123 262V260L121 261V260H119L120 259V257L122 256V255H124V254H126V255H128V256H126L125 255V257L126 258H129V259H133V260H131L128 264H130L132 261V263L131 264H146V263H144V262H146L145 261V259L142 261V256H140L141 254L139 253V251H138V254H133V253H131L130 254V250H127L128 248H123V250L121 251V253H120V257H119V255H117V254H119L117 251H115V250H113L112 251V248L111 247H109L110 245L108 244L109 243V240H108V238L106 237V235L103 233V231L100 229V227L104 224V225H107V226H111V227H114V229H116L117 231H118V233H120L121 235H127V236H129V238H131L130 240H134V241H136L137 242V240H140V241H143V242H141V243H139V244H141V246H142V248L145 250V249H148V250H145L146 252H148V256L152 259V260H154L155 262H156V264H168V263H166L165 262V259L163 260V258L161 259V255L159 256V254H157V252L155 251V250H153V248H152V246H151V244H149L144 238H142L139 234H137L136 232H134V230H132L133 228H131L130 227V225H127V224H125V223H120L121 222V219L120 218H118L117 216H115V217H113L112 215L114 214L113 213V211H112V208L109 210V212L111 211V214H109L107 211H108V206H106V208H105V205L103 204V203H101L102 201H100L99 199L100 198H98V195H94V194H97L96 193V191H97V189H96V184L94 183L95 182V180H93V178H92V180H90V178L91 177H89V176H86V175H84V174H80V173H78L77 171L75 172V170L73 171ZM16 175H17V173H16ZM72 175V174H71ZM140 176V174H138V177ZM79 177V178H78ZM141 177V176H140ZM54 178H55V182H54ZM53 179V180H52ZM46 180V181H47ZM84 180V181H83ZM88 180H90V183H89V181ZM49 181H47V182H49ZM91 181H92V183H91ZM36 182H38L37 184H36ZM81 182H84V184H85V182H88V183H86L85 184V186H84V184L82 185L81 184ZM59 183H61V182H59ZM108 183H110V182H105V183H101V184H99L100 186H101V188L103 187L104 189L106 188V190L108 191L109 190V192H111V194H112V192L113 191H115V192H113V194H112V196L114 195V197L116 198L117 196H121V197H118L119 198V202H121L122 204H125V205H127V206H129V204H130V206H134V205H132L133 203L131 202V199H129L128 197H129V195H127V193L125 192V190L124 189H122V187L120 186V188L118 187L119 185H116L115 183H113V184H115V186L111 183L110 184V187H111V190H110V187L108 188V186L106 187V184L108 185ZM32 184V185H31ZM90 184H93V186L92 185H90ZM95 184V185H94ZM104 184V185H103ZM45 185H46V187H45ZM55 185V184H54ZM88 187H87V186ZM86 187V188H89V186H91L90 188L92 189V187L93 188H95V189H93V190H90V188H89V190L91 191V196H92V194H93V197L94 196H97V198H94V199H92V201L94 202L93 203V205H95V206H93L92 204H88V202L89 201H86L85 202V200L83 199V196H82V199L79 197V196H81V195H78V194H81V191H85V190H83V187ZM116 187V188H119V190H115L116 188H114V190L112 191V189H113V187ZM30 187H32V188H30ZM69 189H68V188ZM37 187H35V189H36ZM72 188V189H71ZM85 188V189H86ZM88 192H89V190L88 189H86ZM92 191H93V193H92ZM124 193H123V192ZM25 192H26V194H25ZM78 192H80V193H78ZM83 192H82V195H83ZM90 193V192H89ZM117 193V194H116ZM125 193H126V195H125ZM28 194V195H27ZM30 194V195H29ZM33 194V195H32ZM36 194H38L37 192H36ZM36 196V197H35ZM77 196V197H76ZM124 196H126V198L128 199H126L127 201H125V197L123 198ZM29 197H31V198H29ZM33 197H35V198H33ZM42 197V198H41ZM49 197H50V199H53L51 202H50V200L48 201L47 200V198L49 199ZM25 198V199H24ZM29 198V199H28ZM38 198V199H37ZM44 198H45V200H47L48 202H49V204L51 203L52 205H51V207L53 208V210L51 209V207L50 206H48L47 204H45L44 203ZM121 198H123V199H121ZM31 199V200H30ZM42 199H43V201H42ZM96 199V200H95ZM26 200V201H25ZM28 200V201H27ZM40 200H41V202H40ZM79 200H81V201H79ZM83 200V201H82ZM118 200V199H117ZM121 200H124L123 202L121 201ZM30 201V202H29ZM38 201V202H37ZM47 201H45V202H47ZM82 202V203H81ZM96 202V203H95ZM98 202H100V203H98ZM24 203V204H25ZM84 203H86V204H84ZM44 204L45 205H47V207L46 206H44ZM99 204H101V205H99ZM30 205V206H29ZM54 205V206H53ZM104 205V206H103ZM91 206V207H90ZM96 206H98V207H96ZM46 207V208H45ZM48 207H50V210H51V212H50V210H48L49 208ZM89 207V208H88ZM94 207V208H93ZM55 208V209H54ZM139 208V207H138ZM100 209V210H99ZM99 210V211H98ZM42 211H43V213H44V215L42 214ZM36 214H35V213ZM152 212V213H151ZM150 212V214H151V221H152V219H153V216H155L154 218L155 219H153V222L154 223H156V222H158L156 225H159V228H161L162 229V227H163V230H166V231H170V232H173L174 231V228L172 229L171 227L173 226L171 223H168V221H167V223H166V221H165V219H162V217H161V215L159 216V214L158 213H154L153 211H151ZM101 213V214H100ZM108 213V214H107ZM154 213V214H153ZM35 214V215H34ZM40 214H42V215H40ZM105 214V215H104ZM108 216H107V215ZM158 214V215H157ZM39 215V216H38ZM77 215V216H76ZM156 215L158 216V217H156ZM36 216H38V217H36ZM42 216V217H41ZM81 216V217H80ZM106 216L109 218H111V220H110V218H109V220H108V218L107 219H105L106 218ZM112 216V217H111ZM160 217V218H159ZM37 218V219H36ZM157 218H159V220H157ZM30 219V220H29ZM36 219V220H35ZM82 219V222L81 223H79L80 222V220ZM38 220V221H37ZM108 220V221H107ZM112 220H113V222H112ZM117 220V221H116ZM157 220V221H156ZM84 221V222H83ZM110 221V222H109ZM120 221V222H119ZM162 221H164V222H162ZM32 222V223H31ZM36 222V223H35ZM122 222H123V220H122ZM77 223V224H76ZM84 223V224H83ZM39 224V225H38ZM79 224V225H78ZM96 224V225H95ZM125 224V225H124ZM162 224H163V226H162ZM99 226V227H98ZM170 226V227H169ZM45 227H46V229H45ZM92 227V228H91ZM85 228V229H84ZM97 228V229H96ZM166 228V229H165ZM44 229V230H43ZM128 229H129V231H128ZM41 230V231H40ZM47 230V231H46ZM131 230V231H130ZM36 231V232H35ZM46 232V233H45ZM102 232V233H101ZM134 232V233H133ZM175 232V231H174ZM172 233V234H174L177 238H178V236H179V239H180V237H182L181 239H184V238H186L187 237V235H185V234H177V233ZM42 235H41V234ZM71 233H73L72 235H71ZM133 233V234H132ZM86 234V235H85ZM137 234V235H136ZM36 236H38V235H36ZM38 236V237H39ZM42 236H44V237H42ZM70 236H72V237H70ZM77 236V237H76ZM88 236H90V238L88 237ZM49 237V238H48ZM75 237V238H74ZM81 237V238H80ZM88 237V238H87ZM74 239V240H72V239ZM85 238V240H83V241H81V243L82 244H79L80 243V239H84ZM133 238V239H132ZM38 239V238H37ZM79 239V242L77 241ZM88 240V243H87V240ZM49 241V242H48ZM72 241V242H71ZM86 241V243H83V242H85ZM147 242V244H146V242ZM51 242H53V243H51ZM59 242V243H58ZM65 242V243H64ZM74 242V243H73ZM106 242H108V243H106ZM70 243V244H69ZM52 244V245H51ZM63 244V245H62ZM66 244V245H65ZM68 244V245H67ZM109 246H108V245ZM146 246V247H144V245ZM79 245V246H78ZM48 246V247H47ZM49 246H50V248H49ZM58 246V247H57ZM66 246H67V248H66ZM76 246V247H75ZM81 246H83V247H81ZM88 246V247H87ZM93 246V247H92ZM55 249H54V248ZM64 247L66 248V249H68V250H66V249H64ZM84 247H85V249H84ZM108 247V248H107ZM62 248V249H61ZM80 248V249H79ZM72 249V250H71ZM84 249V250H83ZM52 250V251H51ZM65 250V251H64ZM81 250V251H80ZM150 250V251H149ZM57 251V252H56ZM69 253H68V252ZM144 251V252H145ZM52 252H53V254H52ZM72 252H73V254H72ZM150 252V253H149ZM56 253V254H55ZM124 253V254H123ZM156 253V254H155ZM64 254H66V255H64ZM72 254V255H71ZM84 254V255H83ZM122 254V255H121ZM150 254V255H149ZM152 254V255H151ZM58 255V256H57ZM68 255V256H67ZM76 257H75V256ZM133 255V256H132ZM135 255V256H134ZM61 257V259H60V257ZM64 256V257H63ZM87 256V257H86ZM116 256V257H115ZM139 256H140V258H139ZM44 257V258H43ZM59 257V258H58ZM69 257V258H68ZM73 257V258H72ZM134 257V258H133ZM138 257V258H137ZM68 258V259H67ZM75 258V259H74ZM91 258V259H90ZM46 259V260H45ZM63 259V260H62ZM88 259V260H87ZM128 259V260H129ZM140 259V260H139ZM160 259V260H159ZM60 260V261H59ZM106 260V261H105ZM138 260V261H137ZM48 263H47V262ZM92 261V262H91ZM95 261V262H94ZM108 261V262H107ZM159 261V262H158ZM163 261H164V263H163ZM91 262V263H90ZM99 262H101V263H99ZM110 262V263H109ZM125 264H127V263H125ZM179 264H183V262H181V263H179Z\"/></svg>","mask_w":264,"mask_h":264}]
</instances>
